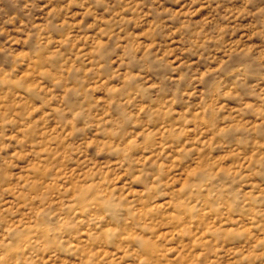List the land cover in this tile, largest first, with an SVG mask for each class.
Instances as JSON below:
<instances>
[{"label":"clouds","instance_id":"clouds-1","mask_svg":"<svg viewBox=\"0 0 264 264\" xmlns=\"http://www.w3.org/2000/svg\"><path fill=\"white\" fill-rule=\"evenodd\" d=\"M0 264H264V0H0Z\"/></svg>","mask_w":264,"mask_h":264},{"label":"rangeland","instance_id":"rangeland-1","mask_svg":"<svg viewBox=\"0 0 264 264\" xmlns=\"http://www.w3.org/2000/svg\"><path fill=\"white\" fill-rule=\"evenodd\" d=\"M53 131H55L54 129H53ZM192 173H189V175H191ZM174 183H178L179 181L178 180H176V181H173Z\"/></svg>","mask_w":264,"mask_h":264}]
</instances>
